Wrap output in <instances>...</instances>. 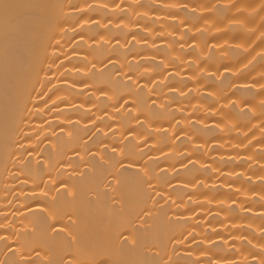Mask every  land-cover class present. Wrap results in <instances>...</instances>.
<instances>
[{
    "label": "bare ground",
    "instance_id": "6f19581e",
    "mask_svg": "<svg viewBox=\"0 0 264 264\" xmlns=\"http://www.w3.org/2000/svg\"><path fill=\"white\" fill-rule=\"evenodd\" d=\"M0 264H264V0H0Z\"/></svg>",
    "mask_w": 264,
    "mask_h": 264
}]
</instances>
